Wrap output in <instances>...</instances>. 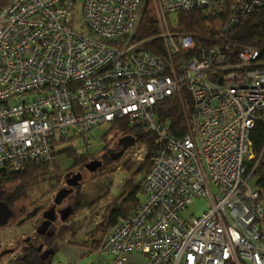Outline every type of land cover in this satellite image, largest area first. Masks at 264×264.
I'll list each match as a JSON object with an SVG mask.
<instances>
[{
	"label": "built area",
	"instance_id": "obj_1",
	"mask_svg": "<svg viewBox=\"0 0 264 264\" xmlns=\"http://www.w3.org/2000/svg\"><path fill=\"white\" fill-rule=\"evenodd\" d=\"M147 1L0 0V179L51 167L57 146L87 149L103 124L141 123L158 143L143 200L103 238L99 264H264L250 140L264 113V48L234 39L264 0H152L157 33L142 38ZM77 4L85 33L71 24ZM191 11L225 16L200 48L170 24ZM183 90L190 127L177 137L154 107ZM196 201L203 214L186 219Z\"/></svg>",
	"mask_w": 264,
	"mask_h": 264
},
{
	"label": "trees",
	"instance_id": "obj_2",
	"mask_svg": "<svg viewBox=\"0 0 264 264\" xmlns=\"http://www.w3.org/2000/svg\"><path fill=\"white\" fill-rule=\"evenodd\" d=\"M152 5V0H148L145 6L141 27L142 38L154 36L157 33V24ZM224 19L225 16L223 15L218 18H207L202 11L180 12L175 16V24L172 30L194 37L200 48L204 46L202 38L211 37L217 33ZM257 38L258 42L256 43ZM234 39L239 44H256L264 48V5L255 9L240 21L234 33ZM148 46L151 47V45ZM191 110L192 99L185 90L158 102L154 107L157 118L167 122L171 132L177 137H183L188 134ZM110 125V131L105 135L104 139L111 133H120V136H132L135 138L136 145L145 146L146 156L141 166L134 172L129 162L121 165V160L113 162L108 158L104 159L103 167L98 170L97 173L109 168L119 169L125 171L130 178L125 183L124 193L117 200L110 202V205L105 209L102 223L94 231V234L92 233L88 236L89 243H87V247L92 252L97 253L102 241L96 242L93 237L96 234L107 235L110 233L119 223L127 219L142 202L143 199L138 198L139 196L143 198L142 181L151 168V160L158 148L156 137L149 133L141 123H135L130 126L124 120H115ZM250 140L255 159H261L253 175L254 186L264 197V113L258 115L255 126L250 133ZM86 150H78L69 145L57 153L65 155L67 159H71L73 162L72 167H82L83 163L94 159L97 154L86 153ZM53 166V164L51 167L44 165L28 166L19 172H5L0 179V201L5 203L18 216L15 203L19 197L27 195L28 187L30 188L31 185H36L40 181L53 180L51 175ZM251 166L252 162L248 164L249 169ZM82 171L86 172L85 169H82ZM99 190H101V187L95 186L94 183L85 189H78L71 197L75 208L73 212L80 213L84 210H88L90 213L94 212L100 200L107 198V195L103 198H94ZM53 241L48 240L49 246L53 245ZM13 264H50V262H42L36 252L30 249L27 250L24 257L18 258Z\"/></svg>",
	"mask_w": 264,
	"mask_h": 264
},
{
	"label": "rangeland",
	"instance_id": "obj_3",
	"mask_svg": "<svg viewBox=\"0 0 264 264\" xmlns=\"http://www.w3.org/2000/svg\"><path fill=\"white\" fill-rule=\"evenodd\" d=\"M81 5L77 4L73 12L72 27L78 32H84L81 26ZM175 18H172L170 24H174ZM85 33V32H84ZM83 33V34H84ZM111 128L110 124H103L96 127L91 132L90 145L86 150V153L98 155L107 145H112L120 138V133H111L105 139V135L109 133ZM69 145H60L54 148L52 153L53 168L51 181H58L64 171L72 166V160L67 159L65 155L58 154L57 152ZM78 150H84L80 145L76 143L74 145ZM138 147V146H137ZM145 159V158H144ZM135 160L133 157V150H128L126 156L121 159V165L126 162L130 163L133 167V172L136 171L144 161ZM130 177L123 170L119 169H107L96 174L92 183L95 186L101 187V190L97 192L94 198H107L100 200V203L96 210L90 212L73 213L66 221L58 219L54 224V230L57 234L56 247L57 253L52 257L51 264L62 263V257L65 256V264H98L103 261V258L96 252H92L87 247L88 236L94 234V231L102 223L105 209L110 205L111 201L117 200L124 193V186ZM89 181V178L86 177ZM29 188V187H28ZM143 199L142 196L138 197ZM72 204V200L70 203ZM204 201H196L192 207L184 213V217L189 219L190 217H199L205 210ZM30 227L31 223H28L23 229L12 225L0 227V250L11 247L13 244H20V239L33 235V230L37 226V222ZM106 235V234H105ZM104 234H96L93 238L96 242H101L105 237ZM86 245H84V243ZM67 259H70L68 261Z\"/></svg>",
	"mask_w": 264,
	"mask_h": 264
},
{
	"label": "flooded vegetation",
	"instance_id": "obj_4",
	"mask_svg": "<svg viewBox=\"0 0 264 264\" xmlns=\"http://www.w3.org/2000/svg\"><path fill=\"white\" fill-rule=\"evenodd\" d=\"M122 137L124 136H120V138ZM118 140L115 143H112L111 146L107 145L94 159H90L83 163L82 167L71 166L62 173L61 178L58 181H40L38 184L31 185L30 188H28L27 195L19 197L15 203L18 216L13 210H11L12 214L7 225L13 224L17 227V223L24 219L27 214L34 213L29 220L25 221L20 226V228L23 229L28 223H31L30 227H32V223L35 224L36 222L37 226L33 230L32 236L20 239V244H13L9 248L0 250V264H13L18 258L24 257L27 250L30 249L36 252L42 262H50L52 257L57 253V247L55 245L57 234L54 230V224L58 219H61V217L65 215V208L71 207L73 211L75 210L73 201L72 204H69L70 200H72L71 197L78 189H85L90 186L98 172L92 174L89 173L85 169V165L91 161H100L102 163V168L105 162L104 159L108 158L113 162L123 159L130 148L127 149L120 158L113 160L115 154L121 150V147L118 146ZM82 169H85L86 172H83ZM77 174L81 175V180L79 179L77 181L75 179ZM86 177L89 178V181L86 180ZM75 183H79L77 187L71 188L68 186V184ZM44 217H47L49 221L45 222ZM48 240H54L52 246H49ZM11 248L14 249L12 254L3 255L4 251ZM41 257L45 259H41Z\"/></svg>",
	"mask_w": 264,
	"mask_h": 264
},
{
	"label": "water",
	"instance_id": "obj_5",
	"mask_svg": "<svg viewBox=\"0 0 264 264\" xmlns=\"http://www.w3.org/2000/svg\"><path fill=\"white\" fill-rule=\"evenodd\" d=\"M118 146L121 147V150L117 154H115V157L113 158V160L120 158L127 149L134 147L135 146V138L132 136H124L118 140ZM101 166H102V163L100 161H91L85 165V169L89 173L92 174V173L97 172L101 168ZM75 179L77 181L79 179L81 180V175L77 174L75 176ZM78 184L79 183L68 184V186L71 188H74V187H77ZM73 213L74 212H73V209L71 207L65 208V215L63 217H61V220L62 221L67 220ZM11 214L12 213H11V210L9 209V207L5 203L0 201V227H4L7 225L8 220L11 217ZM33 214L34 213L27 214L24 219H22L19 223H17L16 226L20 227L25 221L29 220L33 216ZM44 220H45V222L49 221L47 217H44ZM51 220H53V219H51ZM13 252H14V249L11 248V249L4 251L3 255H10ZM41 259H45V258L41 257Z\"/></svg>",
	"mask_w": 264,
	"mask_h": 264
},
{
	"label": "crops",
	"instance_id": "obj_6",
	"mask_svg": "<svg viewBox=\"0 0 264 264\" xmlns=\"http://www.w3.org/2000/svg\"><path fill=\"white\" fill-rule=\"evenodd\" d=\"M136 145V144H135ZM75 147V146H74ZM131 149V148H130ZM95 197V196H94ZM88 210H84V212H87ZM87 242L84 243V245H86ZM97 253V252H96ZM98 254V253H97ZM68 261H70V259H67ZM62 263H59V264H65V256L62 257ZM100 263V262H99ZM98 263V264H99ZM50 264H51V260H50Z\"/></svg>",
	"mask_w": 264,
	"mask_h": 264
}]
</instances>
